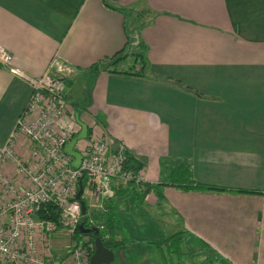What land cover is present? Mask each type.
Wrapping results in <instances>:
<instances>
[{
    "label": "crops",
    "instance_id": "1",
    "mask_svg": "<svg viewBox=\"0 0 264 264\" xmlns=\"http://www.w3.org/2000/svg\"><path fill=\"white\" fill-rule=\"evenodd\" d=\"M109 4L112 8L103 0H0V45L29 76L52 70L65 79L76 137L80 121L89 137L95 127L110 146L124 144L128 156L142 164L154 187L138 203L158 215L164 209L167 226L172 217L179 219L181 231L219 263L264 264V0ZM141 44L143 75L91 70ZM139 69L135 58L118 68ZM31 93L26 81L0 66V147L14 134ZM16 150L28 156L24 138ZM172 160L189 162L198 183L258 193L160 186ZM116 192L114 200L135 196L126 184ZM58 238L51 240L52 250L64 259L69 249L58 250ZM113 252L118 264L119 253ZM207 259L203 264L214 262Z\"/></svg>",
    "mask_w": 264,
    "mask_h": 264
},
{
    "label": "built area",
    "instance_id": "2",
    "mask_svg": "<svg viewBox=\"0 0 264 264\" xmlns=\"http://www.w3.org/2000/svg\"><path fill=\"white\" fill-rule=\"evenodd\" d=\"M0 66L32 89L14 134L0 147V264H90L84 245L88 238L74 239L84 216L76 200L79 183L86 214L92 217L115 197L121 184H134L144 192L148 183L143 171L127 168L126 146L118 143L113 148L95 127L92 137L82 139L85 144L76 143L82 160L79 168L74 167V157L65 152L77 135L69 120L73 105L66 96L65 79L52 70L41 77L29 76L14 66L12 54L2 45ZM20 137L28 144L26 158L16 150ZM49 204L57 207L58 222L39 216ZM57 234L71 238L64 259L51 249Z\"/></svg>",
    "mask_w": 264,
    "mask_h": 264
},
{
    "label": "trees",
    "instance_id": "3",
    "mask_svg": "<svg viewBox=\"0 0 264 264\" xmlns=\"http://www.w3.org/2000/svg\"><path fill=\"white\" fill-rule=\"evenodd\" d=\"M103 1L107 7L112 8V6L109 4V0H103ZM141 47L142 48L140 50L135 51V52L129 51L126 49L121 50L120 52L112 56L111 58L103 60L100 64L94 65L91 68V70L95 73H99L100 71H110V72L128 73V74H134V75L135 74L143 75L142 73L147 69V60L143 52V50L145 49V46L141 44ZM129 58H135L136 61L140 62V69H139L140 72H128V71L118 70L119 66L123 65V63ZM170 81L174 82L179 87H181L182 89H184L185 91L189 93H192L200 98H206L200 92L194 90L191 87L184 86L179 81H176V80H170ZM126 167L131 168L134 171L142 170V164H140L139 162L134 160L133 157H130V156H128ZM165 171H166V179L162 184H160V186H164V185L173 186V187H178L180 189H183L185 191H201V192L213 191L217 193L235 192V193H243V194L258 193V192L247 191V190H229L223 187L198 183L197 181H195L193 177L191 164L185 161L172 160L169 166H167ZM128 185L131 186L132 192L134 191V195L138 197L139 201H141L147 194H149L152 188L154 187V185L151 186L150 184H147L146 190L142 192L134 184H128ZM120 189H118L119 192H120ZM116 196H118L117 192H116ZM114 198L109 201H113ZM117 200L118 199L114 200L111 203L114 204L116 203ZM118 208L119 206L116 204L112 205V207L110 206L109 209L103 208V210L101 209L100 211L95 213L92 217L88 216V213H87L86 215L83 216L81 222L86 220L85 226L87 228L98 229L99 237L102 239L103 244L107 248L113 251H116L117 253H119V256L121 255V257L124 258L125 254L122 253V250L127 247L128 238L127 236L123 235V228L121 226V221L117 217V214L120 213L122 215L123 212L120 211ZM116 211H118V213ZM38 214L41 218H46V219H50V220L58 222L59 212L57 211V207L53 204L44 206L43 209ZM85 237L88 238L89 240L88 243L84 245L88 247L89 258H90L93 255L94 250H95L94 244H95L96 236L94 234H87V235L81 234L78 228L74 234V239H77L79 242H81L83 241ZM186 239H190L188 234H186L185 231H181L174 235L165 237L161 241L159 240V241H153L149 243L155 245L161 251L162 257L165 260V264H168L163 247L175 244L176 242L181 243L182 241H186Z\"/></svg>",
    "mask_w": 264,
    "mask_h": 264
},
{
    "label": "rangeland",
    "instance_id": "4",
    "mask_svg": "<svg viewBox=\"0 0 264 264\" xmlns=\"http://www.w3.org/2000/svg\"><path fill=\"white\" fill-rule=\"evenodd\" d=\"M83 141L84 140H80L78 144ZM125 200L126 199L120 198L115 203L119 206L118 209L123 212L121 215L120 213L117 214L118 211H116V214L121 221L123 235L128 238L127 247L122 250L125 256L122 258L120 255L117 263L165 264L161 251L157 247L150 245L149 242L161 241L165 237L180 232L179 219L172 217V225L169 224V226H167L168 224H166V220H164L165 215L162 214L165 211L164 209H162L161 213H159L160 215H158L146 204L141 205V203H138L136 196L133 197L132 201ZM70 240L71 238L69 235L64 236L59 234V243L57 247H60L57 249H65L66 246H69ZM55 247L51 245V249ZM163 250L165 251L168 264H203L207 257L210 263L214 260L212 264H222L219 263V260H215L209 255L207 250L200 246L197 241L190 239H186V241H182L181 243L176 242L175 244L165 246Z\"/></svg>",
    "mask_w": 264,
    "mask_h": 264
},
{
    "label": "water",
    "instance_id": "5",
    "mask_svg": "<svg viewBox=\"0 0 264 264\" xmlns=\"http://www.w3.org/2000/svg\"><path fill=\"white\" fill-rule=\"evenodd\" d=\"M78 118V117H77ZM79 124L82 126L81 133L75 137L66 147L65 152L74 157V161L72 165L76 168L80 167V163L82 157L80 153L74 152L73 148L76 143L82 139H86L88 136L87 126L79 121ZM83 194V184L82 182L79 183V192L77 194L76 200L81 204L82 207V214L86 215L87 206L85 201L82 199ZM86 220L82 221L79 225V230L81 234H94L96 236L95 239V250L93 255L90 258V264H113L115 261V254L114 252L107 248L102 239L99 237V230L96 228H87L85 226Z\"/></svg>",
    "mask_w": 264,
    "mask_h": 264
},
{
    "label": "flooded vegetation",
    "instance_id": "6",
    "mask_svg": "<svg viewBox=\"0 0 264 264\" xmlns=\"http://www.w3.org/2000/svg\"><path fill=\"white\" fill-rule=\"evenodd\" d=\"M87 235V234H86Z\"/></svg>",
    "mask_w": 264,
    "mask_h": 264
}]
</instances>
